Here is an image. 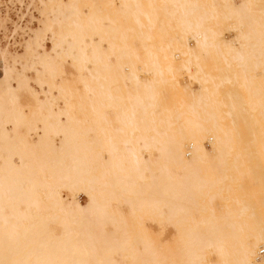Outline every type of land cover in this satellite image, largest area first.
Instances as JSON below:
<instances>
[{
  "label": "bare ground",
  "instance_id": "1",
  "mask_svg": "<svg viewBox=\"0 0 264 264\" xmlns=\"http://www.w3.org/2000/svg\"><path fill=\"white\" fill-rule=\"evenodd\" d=\"M52 22L41 71L2 90L0 264H264V0H70Z\"/></svg>",
  "mask_w": 264,
  "mask_h": 264
},
{
  "label": "rangeland",
  "instance_id": "2",
  "mask_svg": "<svg viewBox=\"0 0 264 264\" xmlns=\"http://www.w3.org/2000/svg\"><path fill=\"white\" fill-rule=\"evenodd\" d=\"M69 2L70 0H34V1L33 0H0V101H2L1 96H3L4 94L2 90L5 88V86H7L8 84L26 83L25 80L26 78L35 77V69L41 71L42 67L39 64L40 58H39V50L35 44L36 40L38 37L41 38L45 37V40L48 43L44 45L43 52L45 54H51V45L49 42L58 41L59 39L58 35L54 34V31L58 32L60 30L58 23L52 22L53 12L58 8V5L60 3L64 4ZM258 4L260 5L259 2L255 3V6L257 7L256 9H258L259 7ZM83 10L86 11L87 8H84ZM51 24L53 27L52 29H49L48 27ZM233 36H234L233 32L226 33V37L228 39L233 38ZM48 58L49 56L47 55L45 59L49 61L50 58L49 60ZM33 62L35 64H33ZM69 62H71V64L74 63L73 59H69ZM66 67L69 69L68 66ZM68 69L67 71L71 73V70ZM126 70L129 71L128 68ZM140 77L143 79L147 77V75L141 73ZM58 78L55 80V82L57 84H60L61 78L60 77ZM178 80L183 87L190 82L185 72H180V75L178 76ZM37 90L39 91V94L43 96L42 90L40 88ZM18 94H20V98L22 101L25 102L27 100L26 96H24L25 92L23 89L18 90ZM243 137L247 138V135H243ZM210 146L211 145L207 141L206 147L208 149H211ZM241 148H242L241 150L244 151V150H249L252 147H241ZM157 155H158L157 151H152L153 158L157 157ZM207 162L211 163V160L207 158ZM242 184L245 186L249 184L251 188L258 187L256 182L253 180H245L242 182ZM79 199L81 204L83 205H86L88 202L87 196L84 193H81L79 195ZM66 203L67 205H72V198H68L66 200ZM215 204L217 208H220L222 207V205L223 206L226 205V201H224V199H217ZM150 223L153 226V227L152 226L149 227L152 229V231H154L156 234H161L162 236L165 237V235L167 234L166 232L165 233L161 232L159 230V226L156 223H152V222ZM148 225L150 226L149 223ZM106 230L109 234L116 233L115 227L111 224L106 226ZM60 232L61 229L57 227L56 233L60 234ZM168 234L170 238L172 234L170 233ZM115 257L116 259L120 260V255L117 256L116 254ZM209 260L211 262H215L216 256L214 254L210 255Z\"/></svg>",
  "mask_w": 264,
  "mask_h": 264
},
{
  "label": "built area",
  "instance_id": "3",
  "mask_svg": "<svg viewBox=\"0 0 264 264\" xmlns=\"http://www.w3.org/2000/svg\"><path fill=\"white\" fill-rule=\"evenodd\" d=\"M258 259H264V247H261L258 251Z\"/></svg>",
  "mask_w": 264,
  "mask_h": 264
}]
</instances>
